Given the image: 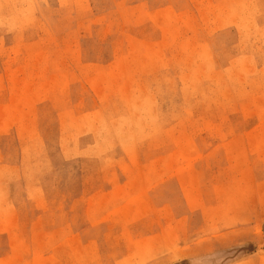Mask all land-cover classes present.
Segmentation results:
<instances>
[{"label":"rangeland","instance_id":"1","mask_svg":"<svg viewBox=\"0 0 264 264\" xmlns=\"http://www.w3.org/2000/svg\"><path fill=\"white\" fill-rule=\"evenodd\" d=\"M0 264H264V0H0Z\"/></svg>","mask_w":264,"mask_h":264}]
</instances>
